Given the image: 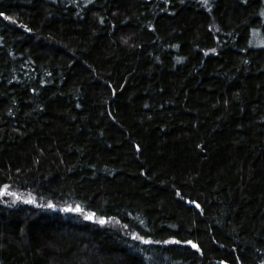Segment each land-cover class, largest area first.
<instances>
[{
	"label": "trees",
	"instance_id": "obj_1",
	"mask_svg": "<svg viewBox=\"0 0 264 264\" xmlns=\"http://www.w3.org/2000/svg\"><path fill=\"white\" fill-rule=\"evenodd\" d=\"M0 13V264H264V0Z\"/></svg>",
	"mask_w": 264,
	"mask_h": 264
},
{
	"label": "snow or ice",
	"instance_id": "obj_2",
	"mask_svg": "<svg viewBox=\"0 0 264 264\" xmlns=\"http://www.w3.org/2000/svg\"><path fill=\"white\" fill-rule=\"evenodd\" d=\"M205 2H206V0H205ZM245 2H247V0H245ZM0 14H2V13H0ZM13 195H15V194L13 193ZM193 203H195V202H193ZM196 207H199V204H197ZM101 223H103V221H101ZM137 238L138 239H143L142 237H137ZM174 242L175 243H181V241H174ZM185 243L190 244L193 248H197L198 249V246L196 244H194L192 241H186Z\"/></svg>",
	"mask_w": 264,
	"mask_h": 264
},
{
	"label": "rangeland",
	"instance_id": "obj_3",
	"mask_svg": "<svg viewBox=\"0 0 264 264\" xmlns=\"http://www.w3.org/2000/svg\"><path fill=\"white\" fill-rule=\"evenodd\" d=\"M2 194H3V193H2ZM4 195H5V193H4L2 196H4ZM15 196H16V198H18V199H22V198H21L22 195H20V194L15 193Z\"/></svg>",
	"mask_w": 264,
	"mask_h": 264
}]
</instances>
